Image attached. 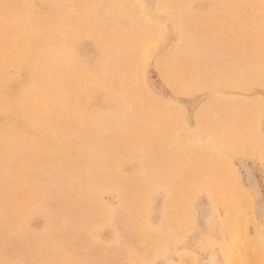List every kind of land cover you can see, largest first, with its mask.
<instances>
[{
  "label": "rangeland",
  "instance_id": "374dc122",
  "mask_svg": "<svg viewBox=\"0 0 264 264\" xmlns=\"http://www.w3.org/2000/svg\"><path fill=\"white\" fill-rule=\"evenodd\" d=\"M52 1L26 0L53 35L26 47L38 133L0 135V264H264V0Z\"/></svg>",
  "mask_w": 264,
  "mask_h": 264
},
{
  "label": "bare ground",
  "instance_id": "6f19581e",
  "mask_svg": "<svg viewBox=\"0 0 264 264\" xmlns=\"http://www.w3.org/2000/svg\"><path fill=\"white\" fill-rule=\"evenodd\" d=\"M18 3H21L23 7H25L22 10V14L18 15V18L15 19L11 25L10 30L8 31L6 37L4 39H1L2 42L0 41V47H5L7 48L6 51H8V56L5 58V63L3 64L0 68V84L2 82H5L8 86L7 91H3L0 89V115L2 117L0 118V135L2 137V144L5 148H15L17 145L22 146L25 141H20V115L24 117V123L26 125H30L33 130H36L38 133L37 127H39L36 123L35 120L32 118V112L33 109L36 107V101L35 97L30 98L31 95L34 94V91L36 90V69L38 67V61L39 57L36 59L32 57V61H27L29 56L31 54H26V47L30 46L32 48V39L33 37H39L42 34H49L51 30V14L46 15V18L43 20H39L37 23H34L32 20V15L30 13V9L28 7V3L26 0H16ZM46 4H52V0H42ZM79 4L78 6L80 7V12H83V6L84 2L86 0H78ZM181 0H178V2ZM1 3V0H0ZM171 9L177 11V7L175 5L170 6ZM95 11V9H94ZM182 11L180 10L179 13ZM18 13V12H15ZM188 20L189 24H201V18L197 17L195 15H189L186 17ZM88 21V20H87ZM32 25H35L34 28ZM239 25L232 22V23H222L221 25H214L211 24L206 27V37L207 40L210 41V39L215 36H221L222 38L234 36V31L239 29ZM104 28V27H103ZM115 32V31H114ZM51 33L53 35V32L51 30ZM116 33V32H115ZM0 36H3L0 33ZM203 45H200L199 48H197L195 51H199ZM1 49V48H0ZM254 55V54H253ZM66 59V58H65ZM63 63V62H62ZM65 65V64H64ZM105 65V64H104ZM134 65V64H133ZM109 66V65H108ZM216 66V65H215ZM213 66V67H215ZM212 67V66H211ZM11 68L12 73L8 74L7 69ZM254 68V67H253ZM214 69V68H213ZM246 70V69H245ZM247 71V70H246ZM245 71V72H246ZM213 72V71H212ZM215 72V71H214ZM217 72V71H216ZM215 72V73H216ZM236 72V71H235ZM220 73V71H219ZM240 73V72H239ZM23 74V75H22ZM68 73L64 72L63 73V78L65 79ZM207 75V74H206ZM214 75V73H213ZM219 75V74H218ZM223 75V74H222ZM220 75V77L222 76ZM241 75V74H240ZM190 76V75H189ZM12 79V81H9ZM221 80V79H220ZM235 85V84H234ZM232 86V85H231ZM122 88V87H120ZM89 91V90H88ZM122 91V89H121ZM127 91V90H126ZM125 91V92H126ZM124 92V91H123ZM125 95V94H124ZM134 95V94H133ZM130 96V95H129ZM137 96V95H136ZM147 97V96H146ZM139 98V97H138ZM118 100V99H117ZM131 100V99H130ZM144 100V98H143ZM217 100V99H216ZM145 101V100H144ZM148 101V100H147ZM142 103V102H141ZM149 103V102H147ZM220 104V103H219ZM134 105V104H133ZM149 105V104H148ZM129 106V105H128ZM143 106V104H142ZM147 106V105H146ZM214 106V104H213ZM212 106V107H213ZM210 108V110L212 109ZM218 107V106H217ZM130 109V108H129ZM140 109V107H139ZM216 109V108H215ZM213 109V111L215 110ZM66 112V111H65ZM65 112H63L65 114ZM80 113H82L81 110H79ZM144 112V111H143ZM211 112V111H210ZM215 112V111H214ZM21 113V114H20ZM70 113V112H69ZM68 113V114H69ZM209 113V111H208ZM53 115V114H52ZM145 115V113L143 114ZM62 115L59 113H55V118L52 121H48L47 124H45V130H49L54 128L56 122L61 121ZM67 117V116H66ZM11 119L10 121L15 122L16 124H11V125H6L8 124V120ZM82 119V117H80ZM215 119V118H214ZM51 120V119H50ZM64 121V120H63ZM67 121V120H66ZM201 121V120H200ZM82 122V121H81ZM110 122V121H108ZM115 122V121H114ZM198 122V120H197ZM84 124V122H82ZM117 123V122H116ZM199 123V122H198ZM68 124V122L66 123ZM255 124V123H254ZM84 126V125H83ZM99 127V126H98ZM111 128V127H110ZM97 129V128H96ZM95 129V130H96ZM115 129V128H114ZM111 130V129H110ZM78 131V130H77ZM89 131V130H88ZM91 131V130H90ZM89 131V133H90ZM103 130H101L102 132ZM85 132V131H84ZM97 132V131H96ZM95 132V133H96ZM42 133V132H41ZM87 133V132H86ZM70 133L68 137L71 135ZM91 134V133H90ZM99 134V132H98ZM85 135V134H84ZM88 135V134H87ZM86 135V136H87ZM157 135V134H156ZM85 136V137H86ZM96 136V135H95ZM87 138V137H86ZM97 138V137H96ZM102 138V136H101ZM74 143L77 144V136L72 134L71 138ZM94 139V138H93ZM106 139V138H105ZM104 139V140H105ZM113 139V138H112ZM91 140V138H89ZM84 141V140H82ZM88 141V140H86ZM94 141V140H93ZM112 141V140H111ZM108 141V142H111ZM81 142V140H80ZM38 144L40 147H42V142H35ZM102 144V143H101ZM105 144V143H104ZM80 146V143H78ZM107 146V144H106ZM105 146V148H106ZM114 146V145H113ZM128 146V145H127ZM108 147V146H107ZM125 147V146H124ZM109 148V147H108ZM111 148V147H110ZM115 148V146H114ZM117 148V147H116ZM113 149V148H111ZM118 149V148H117ZM131 149V148H130ZM110 150V149H109ZM129 151V150H128ZM113 152H111L112 154ZM58 155V154H57ZM35 156V155H33ZM42 156V155H41ZM42 158V157H41ZM48 158V157H47ZM9 159V158H8ZM30 159V158H29ZM10 160V159H9ZM26 160V159H25ZM35 160V157H34ZM44 161V159H43ZM47 161V160H45ZM37 162L38 159H37ZM148 162V161H147ZM32 163V162H31ZM148 164V163H147ZM44 165L45 162H44ZM42 167V165H39ZM4 167V166H2ZM32 167V166H30ZM5 168V167H4ZM37 169V168H36ZM115 175V174H114ZM111 176L109 175V178ZM116 177V175H115ZM114 177V178H115ZM28 181V180H27ZM119 182V180H118ZM9 183V182H8ZM117 183V182H115ZM7 185V184H6ZM117 185V184H116ZM8 186V185H7ZM30 199V198H29ZM6 201V200H5ZM3 203V202H2ZM8 204V203H7ZM11 211V209H10ZM16 222V220H15ZM2 235V234H1ZM27 236V235H26ZM24 235V237H26ZM30 237V236H29ZM31 238H29L30 240ZM15 240V239H14ZM16 241V240H15ZM33 241V240H32ZM31 241V242H32ZM27 242H30L27 240ZM35 242V241H34ZM5 243V242H4ZM16 243V242H14ZM13 243V244H14ZM11 244V243H9ZM12 244V245H13ZM11 245V246H12ZM18 245V244H17ZM14 245V246H17ZM98 245V244H97ZM19 247V245H18ZM7 248V247H5ZM10 248V247H9ZM17 249V248H15ZM11 250V249H9ZM8 250V252H9ZM25 250V249H24ZM12 251V250H11ZM15 252V251H14ZM6 253V252H5ZM17 254V253H16ZM51 254V253H50ZM13 255V254H12ZM50 257V255L48 254ZM19 257V256H18ZM30 257V256H29ZM52 258V257H50ZM55 258V257H53ZM14 259V258H13ZM18 259V258H17ZM42 259V258H41Z\"/></svg>",
  "mask_w": 264,
  "mask_h": 264
}]
</instances>
